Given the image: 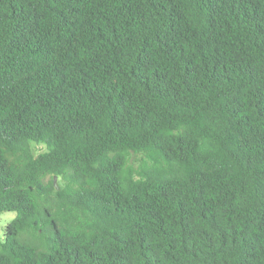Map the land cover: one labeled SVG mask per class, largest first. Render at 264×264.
Wrapping results in <instances>:
<instances>
[{
  "label": "trees",
  "instance_id": "1",
  "mask_svg": "<svg viewBox=\"0 0 264 264\" xmlns=\"http://www.w3.org/2000/svg\"><path fill=\"white\" fill-rule=\"evenodd\" d=\"M6 211L0 264H264V0H0Z\"/></svg>",
  "mask_w": 264,
  "mask_h": 264
},
{
  "label": "rangeland",
  "instance_id": "2",
  "mask_svg": "<svg viewBox=\"0 0 264 264\" xmlns=\"http://www.w3.org/2000/svg\"><path fill=\"white\" fill-rule=\"evenodd\" d=\"M146 160L151 162V165L156 164L158 162L153 161L151 158L146 157ZM143 162V155L141 154H132L130 163L134 167H138ZM16 216L15 211H6L0 214V237H3L4 227Z\"/></svg>",
  "mask_w": 264,
  "mask_h": 264
}]
</instances>
